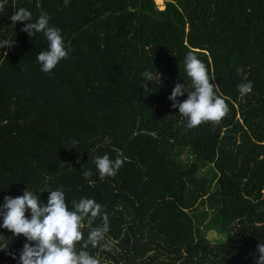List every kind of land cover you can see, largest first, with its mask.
Here are the masks:
<instances>
[{"label":"trees","instance_id":"trees-1","mask_svg":"<svg viewBox=\"0 0 264 264\" xmlns=\"http://www.w3.org/2000/svg\"><path fill=\"white\" fill-rule=\"evenodd\" d=\"M0 3V43L12 42L0 48V205L26 188L44 204L61 189L69 210L73 200H95L92 226L106 213V239L115 241L111 251L86 249L100 264H255L264 241V0ZM21 7L31 22L46 13L61 30L68 56L50 73L37 61L44 34L12 23ZM189 51L228 105L219 123L189 128L168 99L176 83L192 89ZM146 70L154 82H142ZM113 149L126 159L101 179L93 158L114 161ZM0 235L8 240L0 264H20L26 238L3 227Z\"/></svg>","mask_w":264,"mask_h":264},{"label":"clouds","instance_id":"clouds-1","mask_svg":"<svg viewBox=\"0 0 264 264\" xmlns=\"http://www.w3.org/2000/svg\"><path fill=\"white\" fill-rule=\"evenodd\" d=\"M65 3L67 4V0ZM3 8L4 4L0 3V10ZM11 20L14 25L19 21H28L23 30L30 37L40 32L46 37L48 49L37 55L41 71L50 73L60 60L68 56L61 30L49 26V16L46 13H41L35 22H31V12L21 7L14 12ZM5 45L11 47L12 42L5 40L0 43V48ZM185 71L192 81V89L189 90L184 83H176L168 97L173 101L171 106L178 108L179 113L187 118L189 128L199 126L203 122L219 123L227 114L228 105L224 98L217 95L214 90L215 84L210 83L214 76L210 78L205 64L193 51L185 55ZM145 79L154 82V74L147 70L144 71L142 82ZM144 86L147 88L146 83ZM252 87V82L248 81L239 84L238 91L243 96L250 93ZM185 91L188 92L187 99L182 102L178 101L177 97L182 96ZM72 143L75 146L77 142ZM113 150L118 153L114 161L109 158L108 154L93 158L101 179L115 176L126 159L122 158L120 150ZM92 174L90 169L83 172L84 178L88 179L90 185L95 183L90 179ZM37 193L34 194L26 188L23 195L5 196L4 203L0 205V216L3 219L0 227L8 229L15 236L22 234L26 238L27 242L24 243L19 256L20 264H100V261L86 249L91 245L93 248L99 246L102 251H111L115 243L113 240L106 239L109 231V217L106 213L102 216L101 226H92L93 221L101 215V205L93 199L81 198L79 201L73 200L71 210H69L65 193L61 189L50 190L46 204L40 201ZM27 210H30V218L25 215ZM85 218H87L89 232L87 240L77 251L76 244L83 239L81 229L85 226ZM7 248V238L0 239V249L6 250ZM256 251L259 255L256 257L255 264H264V241L257 245ZM8 254L15 258L14 253L9 252Z\"/></svg>","mask_w":264,"mask_h":264},{"label":"rangeland","instance_id":"rangeland-1","mask_svg":"<svg viewBox=\"0 0 264 264\" xmlns=\"http://www.w3.org/2000/svg\"><path fill=\"white\" fill-rule=\"evenodd\" d=\"M163 2H164V0H157V3H156V4H157L160 8H162V7H163ZM185 155H186V154H182L181 157L184 158ZM204 208H205V209L207 208L206 201H205V204H204ZM208 210H209V209H208ZM211 233H212V232H210V233H206V235H205V237L207 238L208 241H210V239H213V238H214L213 236H211ZM211 241H212V240H211ZM211 241H210V242H211Z\"/></svg>","mask_w":264,"mask_h":264}]
</instances>
